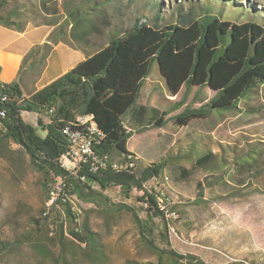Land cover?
<instances>
[{
	"label": "trees",
	"instance_id": "trees-1",
	"mask_svg": "<svg viewBox=\"0 0 264 264\" xmlns=\"http://www.w3.org/2000/svg\"><path fill=\"white\" fill-rule=\"evenodd\" d=\"M8 1L0 0V24L4 27L15 26L11 17L23 14L12 9L3 15ZM50 1L42 0L39 4L40 11L51 18L44 23L59 24V27L50 33L44 44L34 47L24 57L21 73L25 69L37 70L39 77L53 47L59 42L84 52L85 59L39 89L23 92L18 82L0 80V111L4 113V116L0 115V147L9 143L19 146L29 157L31 166L41 174V215L48 217L50 212L61 207L65 218L75 225L65 229L63 223L55 224L59 247L56 262L75 264L80 261V255L68 242L79 249L85 246L92 252L98 248L88 224L83 222L79 227L80 216L72 209L71 200L107 204L103 192L109 186H117L126 198L133 189L142 191L137 198L145 208L136 209L127 203H119L116 211L131 214L140 241L157 255L155 263L127 260L123 264H183L185 261L206 264L194 255L171 250L168 218L157 205L159 194L142 187L149 179L160 178L171 160L170 155L144 167L139 177L110 171L95 175L84 168L67 171L59 163V157L68 147L62 130L78 116H92L105 135L98 149L100 154L118 161L135 159L137 169L140 160L127 150L128 140L147 126L165 127L166 117L184 104L180 101L163 107L161 103L162 111L160 114L154 111L147 126L140 120L136 125L130 122V118L141 119L144 114L145 108L138 106L137 101L143 83L150 76L152 63L157 61L171 96H176L182 88H208L211 91L212 97L204 106L186 107L170 118L177 125L185 126L192 119L207 117L215 110L238 108L252 92L264 86V26L256 22L225 20L224 8L219 10L209 5L196 8L193 5L188 11H174L176 17L170 21L156 11L151 18L143 15V23L136 19L131 26L116 30L106 44L99 45L92 42V36L101 35L102 27L110 26L106 20L108 6L115 0H68L62 6L66 14L63 24L53 19L60 15V10L49 7ZM70 4L74 5L70 7ZM154 9H159V3L152 4L149 11ZM16 29L22 30L23 26L16 25ZM2 97L5 99L1 100ZM23 112L37 115L39 130L23 121ZM211 157L209 152L204 153L195 166L207 167ZM181 172L185 170L181 169ZM50 200L53 202L46 206ZM176 214V211H170L168 216L172 218ZM44 236L41 230L39 236H30L22 244L27 242L37 253L48 256V250L40 242ZM156 238L163 246L157 244Z\"/></svg>",
	"mask_w": 264,
	"mask_h": 264
},
{
	"label": "rangeland",
	"instance_id": "rangeland-1",
	"mask_svg": "<svg viewBox=\"0 0 264 264\" xmlns=\"http://www.w3.org/2000/svg\"><path fill=\"white\" fill-rule=\"evenodd\" d=\"M41 1L9 0L3 15L15 9L23 13L11 17L15 25L44 23L51 18L40 11ZM156 2L159 9L150 12V6ZM67 3L68 0L48 3L49 7L59 8L60 15L53 19L60 24L65 23L62 6ZM144 5L147 7L143 8ZM193 5L224 8L225 20L264 26V0H115L108 6L106 20L110 26L102 27V34L92 36V42L106 44L116 30L131 26L136 19L143 23V15L151 18L156 11L170 21L176 17L174 11H188ZM68 53L51 54L42 78L39 76L40 80L33 84L35 89L52 82L62 68L66 72V68L85 58L80 50L71 49ZM32 74L35 79L38 71ZM211 97L208 88L197 87L182 88L176 96H171L154 61L137 101L138 106L145 108L144 114L141 119L130 118V122L136 125L140 120L147 126L154 111L158 114L162 111L161 103L163 107L180 101L184 104L166 117L165 127L147 126L128 140L127 150L140 160L133 175L139 177L150 163L171 156L160 178L154 177L156 179L142 184L143 189L166 195L168 212L177 213L172 218L167 216L171 250L194 255L206 264H264V86L230 111L215 110L207 117L192 119L185 126L170 119L186 107L204 106ZM21 116L24 122L39 130L36 114L23 112ZM206 152L212 155L207 167L197 168L196 160ZM41 179V174L31 166L29 157L19 146L9 143L0 147V264H58L55 224L63 223L65 229L75 225L65 218L61 207L48 217L41 215ZM103 194L108 199L107 204L84 203L72 197V209L80 216L79 227L86 222L98 245L92 252L85 246L79 249L68 242L81 257L74 263L157 262V255L140 241L131 214L116 211L119 203L145 208L137 198L142 191L133 189L126 198L120 187L109 186ZM41 230L45 238L40 242L48 250V256L37 253L27 242L22 244L30 236H39ZM156 242L163 246L158 238ZM183 264L193 263L185 261Z\"/></svg>",
	"mask_w": 264,
	"mask_h": 264
},
{
	"label": "built area",
	"instance_id": "built-area-1",
	"mask_svg": "<svg viewBox=\"0 0 264 264\" xmlns=\"http://www.w3.org/2000/svg\"><path fill=\"white\" fill-rule=\"evenodd\" d=\"M3 99L5 98L2 97L1 100ZM0 115L4 116V113L0 111ZM62 133L68 147L66 152L59 157V163L65 170L75 171L76 169L84 168L87 172L95 175L107 171L129 174H133L136 171L135 159L128 158L124 161H118L112 159L109 155L100 154L98 149L102 145L105 136H99L98 132H94L93 127L89 126L88 122L83 119V115L76 118V123L67 125L62 130ZM87 141H95V148L87 149ZM146 190L151 193V189ZM167 201L168 198H165L163 193L159 194L157 205L168 216ZM52 202L53 200H50L46 203V206H50Z\"/></svg>",
	"mask_w": 264,
	"mask_h": 264
},
{
	"label": "crops",
	"instance_id": "crops-1",
	"mask_svg": "<svg viewBox=\"0 0 264 264\" xmlns=\"http://www.w3.org/2000/svg\"><path fill=\"white\" fill-rule=\"evenodd\" d=\"M47 17L49 18V16ZM58 25L59 24L50 26L46 23L32 25L29 22L23 26L22 30H17L16 25L4 27L0 24V80L5 83L18 82L23 92L26 89H35L33 84L40 80V77L42 78L44 71L39 78L36 77L34 79L32 74L33 70L25 69V71L21 73V63L24 57L34 47L40 46L47 41L50 33L56 29ZM71 49L66 44L59 42L53 47L47 60L50 58L51 54L56 55L57 52H59L61 55L70 52ZM73 66L66 68V72ZM66 72L65 69L62 68L61 74H58L57 77ZM134 135H136V133Z\"/></svg>",
	"mask_w": 264,
	"mask_h": 264
},
{
	"label": "bare ground",
	"instance_id": "bare-ground-1",
	"mask_svg": "<svg viewBox=\"0 0 264 264\" xmlns=\"http://www.w3.org/2000/svg\"><path fill=\"white\" fill-rule=\"evenodd\" d=\"M83 119H85L88 122L89 126L93 127L94 132H98L99 136H105L104 133L98 128L92 116H83ZM74 123H76V121ZM94 148H95V141H87V149H94ZM165 198L168 197L165 195Z\"/></svg>",
	"mask_w": 264,
	"mask_h": 264
}]
</instances>
